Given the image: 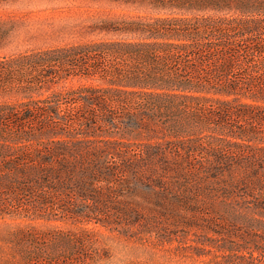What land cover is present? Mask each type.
Listing matches in <instances>:
<instances>
[{
  "label": "trees",
  "instance_id": "16d2710c",
  "mask_svg": "<svg viewBox=\"0 0 264 264\" xmlns=\"http://www.w3.org/2000/svg\"><path fill=\"white\" fill-rule=\"evenodd\" d=\"M163 196L264 258V0H0V214L134 231Z\"/></svg>",
  "mask_w": 264,
  "mask_h": 264
},
{
  "label": "rangeland",
  "instance_id": "374dc122",
  "mask_svg": "<svg viewBox=\"0 0 264 264\" xmlns=\"http://www.w3.org/2000/svg\"><path fill=\"white\" fill-rule=\"evenodd\" d=\"M240 73L251 76L248 69ZM134 198L150 208L155 202L162 204L154 226L132 231L71 219L0 214V264H233L223 257L224 241L216 240L211 226L203 220L192 223L191 196ZM228 228L236 234L247 231L242 226ZM251 264H264V258Z\"/></svg>",
  "mask_w": 264,
  "mask_h": 264
}]
</instances>
